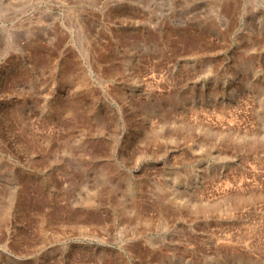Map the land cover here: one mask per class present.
Instances as JSON below:
<instances>
[{
	"label": "rangeland",
	"instance_id": "1",
	"mask_svg": "<svg viewBox=\"0 0 264 264\" xmlns=\"http://www.w3.org/2000/svg\"><path fill=\"white\" fill-rule=\"evenodd\" d=\"M0 264H264V0H0Z\"/></svg>",
	"mask_w": 264,
	"mask_h": 264
}]
</instances>
